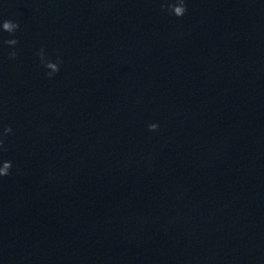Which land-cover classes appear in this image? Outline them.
<instances>
[{
	"label": "clouds",
	"instance_id": "9594fccd",
	"mask_svg": "<svg viewBox=\"0 0 264 264\" xmlns=\"http://www.w3.org/2000/svg\"><path fill=\"white\" fill-rule=\"evenodd\" d=\"M161 8L166 10L170 15H174L178 18L183 17L187 11L186 0H170V2H164L161 4ZM2 30L9 34L14 35L16 30L19 29V23L12 20H3L2 22ZM5 44L9 46H15L19 43V41L15 38L7 39L4 41ZM9 58L14 60L17 58L18 53L16 51L9 52ZM38 57L40 63L44 68L48 69L46 72V76L48 78H52L55 74L60 71V65L63 63V60L60 57H57L56 61L53 62L49 58L46 57L45 51L43 48L38 52ZM159 125L156 123H152L148 125L149 131L158 130ZM13 132L11 126L3 128L2 133H0V152L6 151L5 148V139L8 134ZM12 161L11 160H3L0 158V177H6L11 174L10 170L12 169Z\"/></svg>",
	"mask_w": 264,
	"mask_h": 264
}]
</instances>
